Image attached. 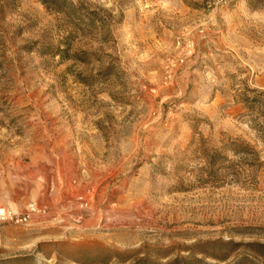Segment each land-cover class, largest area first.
Returning a JSON list of instances; mask_svg holds the SVG:
<instances>
[{
	"label": "rangeland",
	"instance_id": "374dc122",
	"mask_svg": "<svg viewBox=\"0 0 264 264\" xmlns=\"http://www.w3.org/2000/svg\"><path fill=\"white\" fill-rule=\"evenodd\" d=\"M44 1L0 0V264H264V0Z\"/></svg>",
	"mask_w": 264,
	"mask_h": 264
},
{
	"label": "trees",
	"instance_id": "16d2710c",
	"mask_svg": "<svg viewBox=\"0 0 264 264\" xmlns=\"http://www.w3.org/2000/svg\"><path fill=\"white\" fill-rule=\"evenodd\" d=\"M44 4H46V7L48 9L49 8L51 9L52 6H56V7H54L55 9H52V10H54L56 12H62V5H66L69 8H73L74 7L73 3H71L68 0H51V1L45 0Z\"/></svg>",
	"mask_w": 264,
	"mask_h": 264
},
{
	"label": "built area",
	"instance_id": "2783aa9c",
	"mask_svg": "<svg viewBox=\"0 0 264 264\" xmlns=\"http://www.w3.org/2000/svg\"><path fill=\"white\" fill-rule=\"evenodd\" d=\"M82 204L87 206V203L82 202ZM32 210H34V209H32ZM0 220L1 221L16 220V222H23V221L27 220V217H18L16 215L12 214L11 212H8L5 209H0Z\"/></svg>",
	"mask_w": 264,
	"mask_h": 264
}]
</instances>
